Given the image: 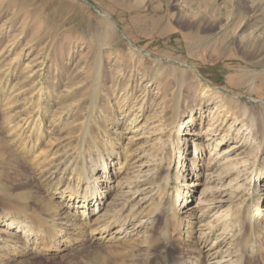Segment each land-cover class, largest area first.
Returning a JSON list of instances; mask_svg holds the SVG:
<instances>
[{"label": "rangeland", "instance_id": "374dc122", "mask_svg": "<svg viewBox=\"0 0 264 264\" xmlns=\"http://www.w3.org/2000/svg\"><path fill=\"white\" fill-rule=\"evenodd\" d=\"M191 1L0 0V264H208L216 238L264 264V0L213 26ZM101 157L108 206L81 220L61 192ZM121 207L126 242L93 231Z\"/></svg>", "mask_w": 264, "mask_h": 264}, {"label": "bare ground", "instance_id": "6f19581e", "mask_svg": "<svg viewBox=\"0 0 264 264\" xmlns=\"http://www.w3.org/2000/svg\"><path fill=\"white\" fill-rule=\"evenodd\" d=\"M191 2L192 3L195 2L197 4V11L188 13L187 12L188 9H185L184 12H187V13H184V18L187 20H191V21L198 20V23H199L200 20L201 21H204L206 19L209 20V18L211 16L212 17V20L210 19V21H212L211 26H213L214 23L217 22V20H218L217 18L218 17L220 18V15H223L224 19L226 21H228L229 18L232 17V15H233L232 12L234 9L232 7L234 4V0H221L220 4L217 3L218 0H195V1H191ZM199 10H203L204 14L201 13V11H199ZM222 10H223V12H222ZM207 11L208 12L212 11V13L210 15H208ZM216 14H218L219 16H217ZM102 18L108 23L109 29L112 30L113 33L116 32L115 24L110 20V18L108 16H106V13L102 14ZM197 29L200 30V24H199ZM224 40H225V37L222 36L220 41L223 43ZM255 42H256V40H255ZM246 43L251 44V42H249V41H247ZM99 64L100 63L98 62L97 66H96L97 72L99 70V67H98ZM263 105H264V102H263ZM28 119H26L23 123L24 125L27 124V128H28V123H27ZM15 126H17V125H15ZM18 127H19V125H18ZM18 129L20 130L23 128L20 125V128H18ZM35 130L38 131L39 128L35 127ZM106 151L108 153V157H109L108 159H110V162L113 159H117L118 153L114 152L115 151L114 144H112V143L107 144L106 145ZM43 154H44V151H42V149H38L37 151L33 150L34 158L40 157V160H42L43 158L41 159V156ZM194 156H196V155L194 154ZM108 159L101 157V159L99 160V164L95 165V167L97 166L95 169H93V166H92L91 169L86 171L84 167H80L78 169V174H74L72 181H69L65 185L64 189L61 192V196H64L63 193L64 194L66 193V196L68 198V205L67 206H69V208L71 207L74 211L81 214V216H82L81 220L87 219L91 215L98 214L101 210H103L104 208H106L108 206V203L105 201V199L108 197V194H106V193H109V192L106 190H102L103 188L100 187L99 181L97 178L95 179L96 180L95 181V180H91V178L89 176V174L94 172L96 169L102 170L101 174H102V177L105 178L104 182L108 179V177L111 174L113 176L114 173L109 171V168L112 167V164L107 162ZM45 160L46 159L44 158L41 162H43ZM179 163H180V168L182 170L184 168V166H183L184 164L182 162H179ZM121 164H122L121 167L123 168V166L125 164V160ZM73 169H72V171H74ZM120 169H117V170H120ZM117 170H115V171H117ZM135 193H138V191L136 190ZM180 196L181 195H179V198H180ZM124 207L119 208V210L113 214L107 215L108 216L107 221L103 224L96 226L93 229V231L97 232L98 235L103 236L108 232V229L111 226L116 224V222L117 223L120 222L118 224L120 227L116 230V233L119 236L123 235L124 233L125 234H124V236H121V237H118V236L115 237L114 236L113 239L114 240L120 239L121 241L123 240L126 242L127 239L130 238V236L132 234L126 232L127 230L125 228V225L127 224V222L132 221L131 219L134 217V215H133V213L129 212L127 215L122 216V213L124 212ZM263 210L264 209L262 208V206H260V208H258V210H257V213L261 214V212ZM84 221H86V223H87V220H84ZM26 224H27L26 220L21 219L20 217H13V218L4 222L3 228H4L5 232H9L11 234L21 232L23 236L28 237L33 232L31 230V228L28 227ZM139 224H134V226H139V227L143 226V225H141V224L139 225ZM138 230L139 229H137V231ZM58 232L61 233L60 230ZM35 233L37 234L38 232L36 231ZM133 234H134V232H133ZM57 236L60 238H63V236H61V234H58ZM110 239L113 240L112 238H110ZM207 239H209V238L207 237ZM218 239L216 238V240L214 241L216 243V247H213V245H211L208 248L209 251H206L203 253V254H206V255H204L205 257L210 259L208 264H243L242 260H241L242 258H240L237 251H235L234 254L233 253H227L222 258H220V253L223 251H221V248H220L221 246L219 247L218 245H220L223 242V240L217 241ZM56 244H58L56 239H51L50 243L47 244V248L46 247L45 248L46 249L51 248V247L55 246ZM203 248H204V246H203Z\"/></svg>", "mask_w": 264, "mask_h": 264}]
</instances>
